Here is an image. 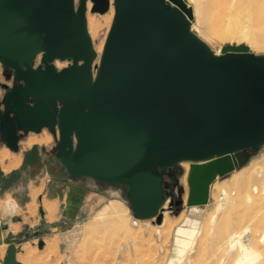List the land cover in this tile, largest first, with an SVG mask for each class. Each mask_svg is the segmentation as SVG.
<instances>
[{"label": "water", "instance_id": "water-1", "mask_svg": "<svg viewBox=\"0 0 264 264\" xmlns=\"http://www.w3.org/2000/svg\"><path fill=\"white\" fill-rule=\"evenodd\" d=\"M168 1L115 0L94 67L88 2L105 15L110 0H0V65L14 83L2 86L0 140L17 152L49 129L57 165L73 180L126 186L139 220L167 201L169 168L193 162L187 206L203 207L216 179L241 166L236 153L264 145V57L245 45L215 56L192 34L191 11ZM8 239L1 263L23 264Z\"/></svg>", "mask_w": 264, "mask_h": 264}, {"label": "rangeland", "instance_id": "rangeland-1", "mask_svg": "<svg viewBox=\"0 0 264 264\" xmlns=\"http://www.w3.org/2000/svg\"><path fill=\"white\" fill-rule=\"evenodd\" d=\"M179 2L191 11L193 30L214 53L221 54L222 48L228 45H245L256 56L264 57V47H256V43L253 45L248 38L264 44V0H179ZM76 3L78 4L79 0H76ZM90 3L87 13L88 30L96 44L102 41L105 43L115 17V5L114 16L109 22L106 17L110 12L105 15L92 14ZM168 3L181 10L180 5L174 4L171 0ZM56 65L61 69L68 63L58 61ZM13 85V80L6 79L0 65V103L6 91L2 86L11 88ZM37 139L44 141L36 142ZM58 139L59 135L54 136L49 129H44L40 134L28 133L22 139L19 150L32 146L42 147L51 166L50 176H54V169L60 168L55 160ZM4 144L0 140V149L5 147ZM245 152L249 159L244 165L224 177H218L211 185L209 202L203 207L204 212L201 215L200 233L192 248L186 250L188 254L185 252L180 262L174 257V233L177 226L184 224L185 217L189 214L187 206L190 190L188 179L191 171L189 162L166 171L164 177L166 203L168 202L170 212L165 214V226L159 229L161 234L157 232L156 219L133 225L135 219L127 199L126 186H111L83 178L84 180L81 179L83 190H78L76 196L72 195L85 209L80 219L60 220L57 227L51 228L46 222V214L44 216L41 214L40 209L44 208L37 199L32 214L26 213L25 209L15 214V223L23 218L26 223L12 225L11 230L16 233L20 231L27 233V238L21 240L26 244L23 243L18 259L23 264H171L173 259L174 264H235L240 249L238 246H232L231 241L241 238L242 243L252 250L253 264H262L264 241L260 240L264 235V225L257 226V220L264 216V204L254 209L241 206L235 208L226 202L224 196V191L235 190L240 185L236 179L245 178L257 170L264 171V145L260 149H248ZM4 156L6 154H3ZM86 185L100 191L99 194L104 199L100 201L95 195L84 190ZM258 185L264 190V182ZM36 186H39L38 183ZM39 190L36 189L35 193ZM261 198L264 200V195ZM112 200L121 202L120 212L123 215V222L126 223V229L122 222L123 229L120 228L121 231L118 233L113 230L110 219L103 220L100 225H93L95 215ZM9 203L11 198L8 199L7 204ZM13 203L15 212L18 206L15 201ZM92 205L95 208H92ZM28 215L29 218L26 217ZM29 225L32 226V233L28 231ZM40 241H44L42 249H39ZM122 245H126L124 251L120 248Z\"/></svg>", "mask_w": 264, "mask_h": 264}, {"label": "crops", "instance_id": "crops-1", "mask_svg": "<svg viewBox=\"0 0 264 264\" xmlns=\"http://www.w3.org/2000/svg\"><path fill=\"white\" fill-rule=\"evenodd\" d=\"M44 140L37 139L36 142ZM22 140L19 143L21 147ZM0 149V260L2 261L9 247V237L13 236L17 246L21 249L26 242H21L27 238L26 232L16 233L11 230L12 225L25 224L23 219L15 223L17 212L26 210V213H33V205L36 199L43 205L47 223L52 227H57L60 220H77L82 217L84 207L77 203L72 197L76 196L78 190H83V183L80 180L71 179L63 168L56 167L54 176H50L49 168L44 149L32 146L18 152L10 150L6 144ZM3 154H6L3 158ZM84 180V179H82ZM38 183L39 186H36ZM90 187V188H89ZM86 185L84 190L95 195L102 201L100 191L91 189ZM36 189H40L35 193ZM11 198V203L7 204ZM106 199V198H105ZM18 209L14 212V203ZM92 208H95L92 205ZM30 209L32 211H30ZM42 209V208H41ZM40 209V210H41ZM14 212V213H13ZM63 214V216H62ZM30 215L26 216L29 218ZM69 216V217H68ZM50 218V219H48ZM62 221V222H64ZM32 226L28 231L32 233ZM24 243V244H23ZM40 249V248H39ZM19 255V253H18ZM17 255V258H18ZM19 260V259H18ZM20 261V260H19ZM0 264H2L0 262Z\"/></svg>", "mask_w": 264, "mask_h": 264}, {"label": "bare ground", "instance_id": "bare-ground-1", "mask_svg": "<svg viewBox=\"0 0 264 264\" xmlns=\"http://www.w3.org/2000/svg\"><path fill=\"white\" fill-rule=\"evenodd\" d=\"M114 1L115 0H110V2H111V7H110V11H109L110 14H109L108 17H106V19H108L109 22L112 20V18L114 16ZM89 3L90 2H88V5H89ZM89 9L90 8L88 7V10ZM189 21H190V24H191V26H190L191 28L190 29H191L192 34H194L196 37H198L196 35L195 31L192 28V23H191L192 21L190 19H189ZM89 34H90V37L92 39L94 50H95L96 55H97L95 60H94V62H93V65L95 67V66H99L100 63H101V59H102V55H103V52H104V48H105V43L106 42L104 43V41H102V42L96 44L94 42V39L92 38V35H91L90 32H89ZM248 38H249V40H250V42L252 44L256 43V47H258V48H263L264 47L263 43H259V42L257 43L251 37H248ZM214 55L215 56H219L220 54L214 53ZM94 72H95V75H96L97 71H94ZM262 147H263V145L260 146V148H262ZM3 158H5V157H3ZM236 158L238 159V161L240 162L241 165H244L248 161L249 155L245 151H239V152L236 153ZM186 162L187 163L189 162L190 164L193 163V162H190V161H183V162H180L179 164H181V166H182ZM236 180H238L237 184H240V185L237 186L235 190L224 191V196H225L226 202L228 204L232 205L235 208H236V206H237V208H238V206H241V207H244V208H247V209H254V208L260 206L261 204L262 205L264 204V200L261 198V196L264 195V190L260 189V187L258 185L260 182H264V171L257 170L255 172L249 174L245 178L242 177L241 179H236ZM120 206H121V202L120 201H117V200L110 201L107 205H105L95 215L94 220H93V225H96V226L100 225V223L103 220L110 219V220H112L111 224H112L113 230L115 232H117V233L120 232L121 231L120 228H122V225H123L122 224L123 215L120 212ZM203 207L188 208L189 214L186 217L184 216L185 217V221L183 220L184 224L180 225V226H177V230L174 233L175 234V236H174V240H175V248H174L175 249L174 250L175 255H174V257L179 262L181 261V258L184 255V253L187 252L186 250L188 248H192L193 243L196 241V239H197V237H198V235L200 233V229H201V215H202V212H204L203 211ZM168 209H169L168 202L167 203L165 202L164 205L160 208V210L158 211V213H157V215L155 217H153L151 219H146V220H139V219H136L134 217L135 222L133 223V225L137 224L139 222L150 221V220H155L157 218H160L161 222L158 225L157 232L161 234L159 229H161L162 227L165 226V223H166V221H165L166 220V215L165 214L166 213L168 214V212H170V211H168ZM125 224L126 223H124V226H125ZM262 225H264V216L257 220V226H262ZM124 229H126V226L124 227ZM263 241H264V235L261 238L260 242H263ZM231 245L234 246V247L238 246L239 249H240V251L238 252V254L236 256L235 264H253V260H251L252 259V254H253L251 252L252 250H251V248L245 246L242 243L241 238L233 239L231 241ZM120 248H121L122 251H124L126 249V245H122ZM190 250H192V249H190ZM187 254H188V252H187ZM174 262L175 261L173 259L171 261V264H174ZM262 264H264V262Z\"/></svg>", "mask_w": 264, "mask_h": 264}, {"label": "built area", "instance_id": "built-area-1", "mask_svg": "<svg viewBox=\"0 0 264 264\" xmlns=\"http://www.w3.org/2000/svg\"><path fill=\"white\" fill-rule=\"evenodd\" d=\"M40 61H41V56H38V58L35 61V67H37L38 65H40ZM56 67H57V65H56ZM57 69L60 70V68H58V67H57ZM134 225H137V224H134Z\"/></svg>", "mask_w": 264, "mask_h": 264}]
</instances>
